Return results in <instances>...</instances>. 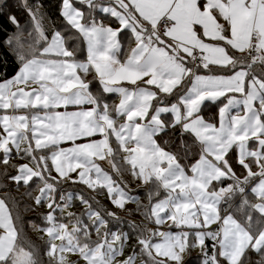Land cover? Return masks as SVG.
<instances>
[{
    "label": "snow or ice",
    "instance_id": "1",
    "mask_svg": "<svg viewBox=\"0 0 264 264\" xmlns=\"http://www.w3.org/2000/svg\"><path fill=\"white\" fill-rule=\"evenodd\" d=\"M17 8L0 264H264V0Z\"/></svg>",
    "mask_w": 264,
    "mask_h": 264
},
{
    "label": "trees",
    "instance_id": "2",
    "mask_svg": "<svg viewBox=\"0 0 264 264\" xmlns=\"http://www.w3.org/2000/svg\"><path fill=\"white\" fill-rule=\"evenodd\" d=\"M1 2L2 4L10 5L12 14L17 15L20 18L21 23L24 22L25 17L21 14L19 9L17 8V4L20 2H16L13 0H2ZM57 3L58 0H48L49 15L52 16L53 19H56L58 15V13L56 12ZM14 31H15L14 26L8 23L7 18L5 16L0 15V78L14 74V68L16 65L15 58L13 54L10 52V50L2 43L3 40L6 38V36ZM27 215H29V213ZM252 259L256 260L259 259V257L256 256L255 254H252Z\"/></svg>",
    "mask_w": 264,
    "mask_h": 264
},
{
    "label": "rangeland",
    "instance_id": "3",
    "mask_svg": "<svg viewBox=\"0 0 264 264\" xmlns=\"http://www.w3.org/2000/svg\"><path fill=\"white\" fill-rule=\"evenodd\" d=\"M2 0H0V3H2L1 2ZM13 1H16V2H22V0H13ZM44 3L48 6L49 4H48V0H44ZM133 188L135 187L134 185L132 186ZM134 207V206H133ZM75 211H79V209L77 208V209H74ZM35 213H29V215H31V216H33ZM134 219H139V216H136V217H133ZM193 257H195V253H193ZM71 259H75V257L74 256H72V257H70ZM190 259V261H191V264H195V260L194 259H191V258H189Z\"/></svg>",
    "mask_w": 264,
    "mask_h": 264
}]
</instances>
